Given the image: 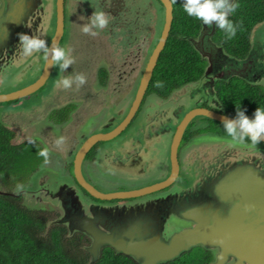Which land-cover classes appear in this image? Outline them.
I'll list each match as a JSON object with an SVG mask.
<instances>
[{
  "label": "flooded vegetation",
  "instance_id": "obj_1",
  "mask_svg": "<svg viewBox=\"0 0 264 264\" xmlns=\"http://www.w3.org/2000/svg\"><path fill=\"white\" fill-rule=\"evenodd\" d=\"M4 1V4L7 7L10 0ZM25 1L27 5V12L23 17L22 24L14 32H11L8 38L0 45V65L2 61L9 59L11 55L20 54L21 50L17 47L19 44L18 33H26L37 36L39 34V30L44 29L43 17L46 16L47 11L49 13L50 20L46 22L47 30H45V40L48 38V43H50V40L55 32L56 0H24V2ZM136 1L137 0H64V33L61 37L59 46L66 48L67 44H71V55L75 59V63L67 69L66 74L68 76L74 75L75 73H84L87 76V83L79 89L75 84H73L72 88L68 89V100L65 105L63 104L64 106L61 105V107L58 106L54 108H51L52 106H50L51 109H47L49 110L48 113L46 110L42 112V115L40 116L41 126L39 128H36L37 123H35L37 117L31 118L33 120V123L31 124L32 129L42 130V126H45L43 123H51V125H46V127L50 128L49 136H52V134L54 136L51 143L46 146H41L34 142L42 149H49L50 162L45 164L43 159L44 165L40 162L35 167L36 169L31 175H26L24 172H21L17 177L8 180L0 175V183H3L5 187L13 190L15 188L14 186L18 184L10 183H32L31 176H34L37 171L44 173L48 172V180L46 183L49 184H47L44 188H39L40 193L45 190V193H47L50 198L59 201L62 209L60 210V216L62 217L65 215V217L69 219V223L66 222L61 224L52 222L48 225L50 220H55L51 213L48 212V221L46 223L47 228L45 231L49 233V226L58 224L67 228L65 236H67V234L70 236L74 233L80 234L85 241L84 243H86L83 248L88 251L91 258L95 256V253L89 250L93 244V237L76 228L80 222L85 221V219H83L84 217L94 219L97 222L95 225L102 230H105V228L111 230L115 226L118 230H120L117 226H121L123 224L118 225V223H122L126 220L125 214L119 211V209H121L119 206L121 205L126 208V204L131 203V201L162 193L172 194L167 197L168 200L166 202L170 205V207L174 208L179 207L185 209L189 206H193L194 203L200 202L201 200L207 201L209 193L213 194L209 199L212 202H216L217 198L213 191L214 183H211V180L221 175L224 168H226L232 160L236 159L243 161L249 159L254 160L255 162H260L264 166V156H252L248 153H233L231 150H226L224 147V141L219 138L228 137V135L220 133V130L218 129L216 132L202 131L201 129L205 127H214V125L209 121H207L205 126L201 123L194 124V120L198 118L195 117L185 127L184 132L181 135L177 150L178 166L176 172H173L171 146L175 132L177 131L176 126L179 125L178 123H180L179 121L184 117V114H186L189 109L196 106L210 107V109L225 113V107L218 97L216 85L219 81H229L230 79L238 76H229L230 68L225 66H229L228 64H230V62L224 59L223 62L217 63V72L209 76L211 77V80L205 79L198 88V91L203 93L201 96H205V98L209 97L208 100L198 98L196 102L191 103L187 108L183 109L180 107L175 110L174 113L176 112V121H174L173 118L168 117V121L161 123L163 127H159V131H156L157 123L155 124V131L152 130L154 127L153 120L156 116L152 113L148 118V120H150L148 125L142 127L136 138L133 134H131L132 132L130 129L135 126L132 122L139 117V113L145 100L153 95H157L164 99L166 98L165 96L150 91L148 85L142 102L132 119L129 121L128 125L114 137L95 142L85 154L81 163V170L84 179L102 192H110L121 189L118 188L121 186H112L114 187L113 189H111L112 187H107L106 184L114 182L132 183V188H136L154 185L157 183H165L170 179L169 182L165 184L166 186L137 198L102 199L89 193L85 187H83L81 182L77 180L74 165L78 149L87 138L98 133H108L112 131L126 118L137 94L140 80L151 52L161 36L163 24L160 25V23H158V15L155 7L157 2L158 5L160 7L162 6L164 9L162 2L160 0H138L139 3H135ZM2 4L3 1L0 0V6ZM95 10L104 11L108 15L109 24L105 29L99 30V35L93 37L85 35L81 29L84 24L89 22L88 18L91 17ZM34 15L37 16V18L34 17ZM40 23L42 24L41 27H39ZM213 41L223 47L221 42L218 43L214 38ZM76 42V45L72 44ZM134 58L138 60L137 65L133 64ZM257 60L258 59L256 58L252 61ZM44 61L45 57L42 53L41 59L38 64L36 63L38 65L35 66L36 71L33 67L35 65H33V62L28 65L30 68L33 67L34 72H36L35 79L40 75L44 66ZM141 61H144V63L140 64ZM206 61L208 66V60L206 59ZM128 62L130 63L131 68L125 67V64ZM19 66L15 67L18 69ZM15 67L9 68L13 69L9 71L8 76H10V73L16 74L17 70ZM53 70L54 67L52 69V73ZM226 77L227 79H225ZM6 80L10 82L12 77L6 78L4 82H6ZM195 81L185 83L179 88H173L170 90V93L173 90H178V95L182 96V93L185 92L184 87L186 88V85L195 83ZM31 82H33V79L26 82L18 81L16 86L17 88H20ZM132 90L133 97L130 103H128L126 112L122 116L126 109V96L131 95ZM169 94L167 97L171 95ZM19 99L21 98L10 100V102H15ZM5 102H0V105ZM112 107L116 109L115 114L109 113ZM63 108H67L63 114L60 112L57 113L58 109ZM69 112L71 115H69ZM93 114H96V116L100 115L99 119H102V121L97 127L89 128L88 132L81 133V125ZM203 117L208 118L205 116ZM1 120L8 126L3 118H1ZM54 126H58L60 128V132L56 135H54ZM166 131L171 133L169 140L164 137L167 134ZM156 135L157 138L155 137ZM208 135L213 138L211 144L218 143L220 145L217 153L213 156H209L208 158L204 157L199 161L198 165H193V167L189 164L187 168V163H189L187 156L189 155L190 148L195 142L205 140V137ZM61 136L65 138V143L64 146L58 148L55 145V141ZM167 144H169L168 147ZM245 144L252 146L250 140H247ZM255 147L264 151L263 142ZM200 154L203 153H199V155ZM225 154L228 155V160ZM52 155L59 157L60 167L53 166L51 163ZM108 167L114 169L115 172L113 175H110L107 172ZM189 167H191V169ZM54 168H58L59 171L57 174L54 173V177H51V171H53ZM118 172H120L119 177H116L115 175ZM188 173H191L194 178L191 185L185 178ZM125 174L130 176L133 175V177L130 178L124 176ZM27 176H29L30 179H27ZM182 176L184 178L183 182L181 179ZM44 178L45 177L40 179V183L45 181ZM66 182H70L74 185L75 196L72 197L69 195L68 198L66 197L65 188H58L59 185H61L60 183ZM56 183H59L58 186H56L54 190H50ZM99 183H103L105 187ZM185 186H189L187 187L188 189L182 188ZM182 189H184V191H181ZM14 197H16L21 204H26V197L24 194H16ZM217 203H219V201H217ZM118 204V207L114 206ZM112 206L116 209L113 210L111 208ZM147 213L151 214L150 211ZM144 214L145 213H141V215ZM167 217L168 216H161V220L155 223L154 226V231H158L165 239H168L177 229L191 225L190 222L184 220L183 222L179 221L178 223L171 225ZM71 228H73V231ZM103 247H111L115 250L113 246L103 244L100 247L96 258L99 257ZM123 254L131 256L126 253ZM182 260L187 263L191 262L192 264H212L216 261V258L213 250H210L205 245L197 244L182 251L181 254L173 260V262Z\"/></svg>",
  "mask_w": 264,
  "mask_h": 264
},
{
  "label": "water",
  "instance_id": "obj_2",
  "mask_svg": "<svg viewBox=\"0 0 264 264\" xmlns=\"http://www.w3.org/2000/svg\"><path fill=\"white\" fill-rule=\"evenodd\" d=\"M2 1L3 4L0 6V45L8 38L11 32H14L22 24L23 17L27 12V5L24 0H10L7 7L4 4L5 1ZM160 1L164 5L165 10L161 36L151 52L128 115L112 131L98 133L87 138L75 156L74 171L77 180L81 182L89 193L98 198H137L163 188L170 180L165 183H157L144 187L102 192L84 179L81 170L83 157L91 146L99 140L110 139L119 134L128 125L142 102L160 53L169 37L174 17V7L171 0ZM55 4L56 28L49 45H51L52 41H56L59 45L64 33V0H56ZM217 28L218 26L213 24L212 28L209 29L208 26L202 23L199 34L196 37L189 38L193 46L209 63L208 66L206 65L203 75L195 82L205 79L211 80L209 76L217 72V63L223 62L224 59L230 62L228 64L229 66H225L230 68L229 76L237 75L249 83H252L250 80L258 78L264 81V58L261 61V57L258 56L260 53L261 56L264 55V35L258 36V34H255L254 38L253 28L250 37V48L246 56L240 58L229 54L221 45L213 41L212 36ZM40 33L41 30H39L37 36H40ZM19 56L20 54H13L9 58L10 60L6 59L1 64L8 68L15 67L18 64L16 61ZM256 58L258 59L257 61H252ZM52 69L53 67L50 66V62L45 58L43 69L33 82L12 91L0 92V102L22 98L36 92L45 85L51 76ZM0 74H2L1 69ZM257 82L255 83L261 84ZM196 116H205L221 122L224 118H235L229 114L204 106H196L190 109L177 126V131L172 141L171 153L174 173L178 166L177 150L181 135L185 127ZM219 139L224 141L226 150H231L233 153H248L252 156H264L262 149L247 144H233L230 142V137ZM199 142L197 141L193 145ZM229 147L232 149H229ZM211 183H214L213 191L217 198L216 202H212L209 199L213 195L209 193L207 201L201 200L185 209L179 207L174 208L170 207L164 200L172 194L162 193L131 201V203L126 204V208L123 205H114L121 208L119 211L125 214L126 218L124 222L118 223V225L123 224L117 226L120 230L116 226L111 230L107 228L102 230L95 225L97 222L94 219L85 217L83 218L85 221L80 222L76 228L93 237V244L89 248L91 252L95 253L93 260L96 259L99 249L103 244L113 246L117 252L131 255L141 264H159L163 261L173 260L182 251L190 248L192 245L202 244L215 252L216 261L212 264H264V166L254 160L246 159L239 161L235 159L224 168L221 175L213 178ZM58 184L56 183L50 190H54ZM60 184L58 188H65L66 197L69 198V195L72 197L75 196V187L72 183L66 182ZM181 191H184V189ZM0 193L6 195L18 194L17 192L14 193L2 188H0ZM114 206L111 207L113 210L116 209ZM30 208L34 209L32 207ZM59 209L62 210L60 204ZM149 211L151 214L147 213ZM141 213L145 214L141 215ZM161 216H168L167 219L171 225L179 221L183 222V220L190 222L191 225L177 229L168 239H165L158 231H154L155 223L161 220ZM52 222L61 224L69 223V219L63 215L55 220H50L48 225ZM71 229L73 231V228Z\"/></svg>",
  "mask_w": 264,
  "mask_h": 264
},
{
  "label": "trees",
  "instance_id": "obj_3",
  "mask_svg": "<svg viewBox=\"0 0 264 264\" xmlns=\"http://www.w3.org/2000/svg\"><path fill=\"white\" fill-rule=\"evenodd\" d=\"M234 2L239 7L228 18L239 26L236 36L230 40L226 39V34L217 28L213 38L222 43L226 52L242 58L250 48L254 26L264 22V0ZM182 3L183 0H176L173 4L171 31L149 82L150 91L165 97L173 88L198 80L207 65L189 40L199 34L203 22L188 16ZM158 83L163 87H157ZM216 89L225 107V113L231 116L236 117L237 107L245 110V114L250 118L254 117L257 108H264L262 84L241 82L238 78H232L229 81H219ZM64 109L58 113L63 114ZM208 120L214 127H205L202 131L216 132L218 129L220 133L227 135L221 121L211 118ZM15 134L0 118V175L7 180L17 177L21 172L31 175L40 160L44 159L38 155L39 151L43 150L39 145L30 141L14 143ZM48 214L43 210L26 207L14 195L0 193V264H141L133 257L117 252L111 247H103L99 257L93 260L82 247L85 242L82 236L77 233L66 237L67 228L63 225L49 226V233L46 237L43 236L47 228ZM76 240L80 244H75L72 248L70 244ZM173 260L160 264H192Z\"/></svg>",
  "mask_w": 264,
  "mask_h": 264
},
{
  "label": "rangeland",
  "instance_id": "obj_4",
  "mask_svg": "<svg viewBox=\"0 0 264 264\" xmlns=\"http://www.w3.org/2000/svg\"><path fill=\"white\" fill-rule=\"evenodd\" d=\"M135 3H139L138 0ZM155 10H156V13L158 15V23H160V25L164 24L165 10L163 9L162 6L160 7L157 2H156ZM32 15H33V12H32ZM37 16L34 15V17H36V18H37ZM43 18H44V26H43L44 29L41 30L39 37L42 39H45V35H46L45 30H47L46 22L50 20L48 11L46 13V16H44ZM25 29H27V28H25ZM253 34H254V38H255V34H258V36L264 35V22L263 23L261 22L256 27L254 26ZM157 37H158V35H157ZM71 38H73V37H71ZM46 40H48V38ZM72 44L76 45L77 42L72 43ZM70 45L71 44H67L66 48L67 49L70 48ZM42 53L43 52L34 53L32 56L25 57L20 52L21 57L19 56L18 60L16 61L18 63L17 67L19 65L20 66L18 69H17V67H15L17 70L16 74L10 73V76H7L9 74L10 69L7 66L1 64L0 69L2 71V74H0V85H1L0 86V92L12 91L13 89L17 88L16 85L18 84L17 83L18 81L19 82H26V81H31L32 79L34 81L35 76H36V72H34L33 67L35 68V66H38L37 64H38L39 60L41 59ZM258 56L261 57L260 60L262 61V59L264 58V55L261 56V53H260V54H258ZM130 59H129V61H130ZM204 61H206L205 58H204ZM32 62H33V65L34 64L35 65L32 68H30L28 65ZM143 63H144V61L140 62V64H143ZM206 63H207V61H206ZM133 64L137 65L138 60H136L134 58ZM125 67L131 68L130 63L128 62L127 64H125ZM35 71H36V68H35ZM33 73H34V76H33ZM263 75H264V73H263ZM66 76H67L66 72H61L59 70L58 66L54 67L53 73L50 76V78L47 80L45 85L41 89H39L36 93H33V94L26 96V97H22L21 99L15 101V102L9 101V102L2 103L0 105V117L3 118V120L6 121V123L8 124V126L11 129H13L16 133L14 138H13L14 142L21 143L25 140H30V141H34L35 143H38L41 146H46V145L51 143L54 136H53V134H52V136H49L50 128L46 127V125H51V123H43L45 125V126H42L43 129L42 130H36V129H32L31 124L33 123V120L31 118L37 117L35 123H37L36 128H39L41 126L40 116L42 115V112H44L46 110L48 113V111L51 108L58 107V106L61 107V105L62 106L65 105L66 101L68 100L67 99L68 90H65L63 88H57L56 82L59 79L66 77ZM68 76H70V75H68ZM8 77H12L13 82H12V80H10V82L7 80H6V82H4L5 79ZM237 78L241 82L246 81L245 79H243L241 77H234V79H237ZM262 80L263 79L258 78V79L250 80V82H252V84H256L255 82L261 81V82H257V83H261L264 85V81H262ZM203 82H204V80H199L198 82L186 85V88L184 87L185 92L182 93V96L178 95V90H175V91L173 90L174 92L172 91L173 93L171 92L172 94L170 93L171 95L169 94L170 96L166 97L165 99L161 98L157 95H153V96L148 97L143 104V107L139 113V117L135 121L132 122V124H134L135 126H133V128L130 129L132 132L131 134H133V136L137 138V135L141 131L142 127L145 125H148V123L150 121V120H148V118L151 116L152 113L156 115L155 119L153 120L154 127L152 130L155 131V124L157 123L156 131H159V127H163L161 125V123L168 121V117H171V118H173L174 121H176V117H175L176 112L174 113L175 110L179 109L180 107H182L183 109L187 108L191 103L196 102L198 98L208 100L209 97L205 98V96H201L203 93L198 91V88L200 87L201 83H203ZM214 89H215V87H214ZM132 93H133V90L131 91V95L126 96V98H127L125 101L126 109L123 112L122 116L126 112L127 107H128V103H130V101L133 97ZM58 104H60V105H58ZM67 104H69V103H67ZM50 106H52V107L50 108ZM114 107H115V105H114ZM48 108H49V110H47ZM103 109H106V108H103ZM60 110H62V109H58L57 113ZM64 110H66V109H64ZM101 111H103V110H101ZM109 113L115 114L116 109H114L112 107ZM69 115H71L70 112H69ZM99 117H100V115L96 116V114H93L88 118V120H86V122L84 121L83 124L81 125V129H80L81 133L88 132L89 128L97 127L98 124H100V122L102 121V119H99ZM196 118L197 119L194 120V124L201 123L202 125L205 126L207 121H209L208 118H204L203 116H196ZM116 122H117V120H116ZM52 131H53V129H52ZM54 132H55L54 135H56L57 133L60 132V128L58 126H54ZM170 134L171 133L167 132V134L164 137H166L169 140ZM158 135H159V133H158ZM155 137L157 138V135ZM212 141H213V138L208 135L205 137V140H202L201 142H199L196 145H193L190 148L189 155L187 156V158L189 160V163H187V166H186L187 168H188L189 164L192 165V167H193V165H198L199 161L202 160L204 157L208 158L209 156H213L217 153L220 145L218 143H212L211 144ZM62 146H64V144ZM168 146H169V144H167V147ZM229 149H232V148L229 147ZM166 152H167V149H166ZM199 153H203V154L199 155ZM225 155L227 156V160H228L229 159L228 155L227 154H225ZM51 157H52L51 163L53 164V166L60 167L59 157H56L53 155ZM40 162L42 165H44L43 160H40ZM189 168L191 169V167H189ZM58 171H59L58 168H54L53 171H51L52 172L51 177H54V173L57 174ZM39 172L40 171H37V174H35L34 176L33 175L31 176V182L32 183H21L22 185H24V189H23V191H21V194L25 195V197H26L25 202H26V204H28L29 207H32L34 209L35 208L41 209L45 213L49 212V213H51V215L55 219L59 218L60 217L59 201L50 198V196L47 193H45V190L42 193H40V189H39L42 187H46L47 184H49V183H46L48 180V177H47L48 172L47 173H44V172L39 173ZM107 172L110 175H113L115 171L113 168L108 167ZM120 172H122V171H120ZM120 172H118L115 176L119 177ZM121 174H124V173H121ZM38 175L40 176L39 181H38V177H39ZM124 176L130 177V178L133 177V175L130 176V175H126V174ZM43 177H45L44 178L45 181L43 183H40L41 182L40 179H43ZM35 178H36V180H35ZM185 178L189 181L190 185L194 181V178H193L191 173H188V175ZM27 179H30L29 176H27ZM181 179L183 182L184 181L183 176ZM27 181H29V180H27ZM99 184L102 185L103 187H105V185L103 183H99ZM106 185H107V187L121 186V187H118L121 189H125V188L130 189L133 187L132 183H126V182L125 183H115L114 182V183H108ZM187 185H188V183H187ZM16 186H14L15 188L13 190H11V189L5 187L3 183H0V188L6 189L9 191H16L15 190ZM32 186H33V188H32ZM187 187H189V186H185L182 188H187ZM113 188L114 187H112L111 189H113ZM164 200L167 201L168 198H166ZM47 234H48L47 231H45L42 235L46 237ZM75 234L76 233L71 234V235L69 234V235L73 236ZM67 236H68V234H67ZM75 244L79 245L80 243L76 240L75 243L73 242L70 245L72 248H74L76 246ZM85 244L86 243H84V245H82V247H84ZM68 249L70 251H72V249L70 247H68ZM189 263H191V262H189Z\"/></svg>",
  "mask_w": 264,
  "mask_h": 264
},
{
  "label": "clouds",
  "instance_id": "obj_5",
  "mask_svg": "<svg viewBox=\"0 0 264 264\" xmlns=\"http://www.w3.org/2000/svg\"><path fill=\"white\" fill-rule=\"evenodd\" d=\"M171 3L175 4L176 0H171ZM182 7L188 16L202 21L209 29L212 28L213 24L218 26L219 30L226 34V39L230 40L236 36L239 26L228 18L239 7L234 0H183ZM88 19L89 22L84 24L81 30L85 35L93 37L99 35V30L105 29L109 24L108 15L104 11L95 10ZM18 37L19 44L17 47L25 57L43 52L44 57L50 62V66H58L61 72H66L75 63V59L71 55L72 49L62 48L56 41H52L49 45L47 40L26 33H18ZM86 83L87 76L84 73H75L59 79L56 82V87L68 90L75 84L79 89ZM157 87H163V85L158 83ZM222 123L225 132L231 138L230 142L233 144H245L247 140H250L251 145L255 147L264 142V108H257L254 117L250 118L245 114V110L237 107L236 117L224 118ZM64 143L65 138L63 136L55 141L58 148ZM38 155L44 157L45 164L50 162L48 148L39 151ZM23 189L24 185L18 184L16 191L12 192L19 194Z\"/></svg>",
  "mask_w": 264,
  "mask_h": 264
},
{
  "label": "bare ground",
  "instance_id": "obj_6",
  "mask_svg": "<svg viewBox=\"0 0 264 264\" xmlns=\"http://www.w3.org/2000/svg\"><path fill=\"white\" fill-rule=\"evenodd\" d=\"M233 76V75H232ZM215 82V81H214ZM214 84V83H213ZM208 108H210V107H208ZM221 109V108H220ZM89 235V234H88ZM90 236V235H89ZM200 245H202V244H200ZM211 250V249H210ZM215 253V252H214ZM161 263V262H160Z\"/></svg>",
  "mask_w": 264,
  "mask_h": 264
}]
</instances>
